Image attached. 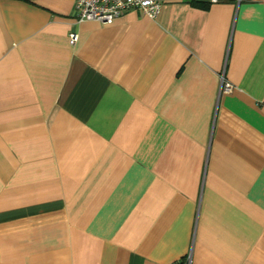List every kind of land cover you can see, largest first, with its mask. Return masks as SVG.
<instances>
[{"label":"crops","instance_id":"0c3cea01","mask_svg":"<svg viewBox=\"0 0 264 264\" xmlns=\"http://www.w3.org/2000/svg\"><path fill=\"white\" fill-rule=\"evenodd\" d=\"M75 1L0 0V264H264V0Z\"/></svg>","mask_w":264,"mask_h":264},{"label":"built area","instance_id":"2783aa9c","mask_svg":"<svg viewBox=\"0 0 264 264\" xmlns=\"http://www.w3.org/2000/svg\"><path fill=\"white\" fill-rule=\"evenodd\" d=\"M77 20H94L104 24L111 23L130 9H136L149 18H155L161 9L160 0H76ZM77 40V34H69V42L73 44ZM231 84L224 82L221 77V90L230 91ZM171 264H192L190 253L184 259L174 261Z\"/></svg>","mask_w":264,"mask_h":264},{"label":"trees","instance_id":"16d2710c","mask_svg":"<svg viewBox=\"0 0 264 264\" xmlns=\"http://www.w3.org/2000/svg\"><path fill=\"white\" fill-rule=\"evenodd\" d=\"M26 1L33 2L34 0H26ZM191 3L194 6H199V7H203V8H207L209 5V2L197 1V0H192Z\"/></svg>","mask_w":264,"mask_h":264}]
</instances>
